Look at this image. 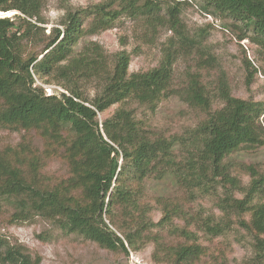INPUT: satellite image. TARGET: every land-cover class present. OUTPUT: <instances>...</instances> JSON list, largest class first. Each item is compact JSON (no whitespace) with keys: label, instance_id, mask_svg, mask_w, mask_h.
I'll return each mask as SVG.
<instances>
[{"label":"trees","instance_id":"trees-1","mask_svg":"<svg viewBox=\"0 0 264 264\" xmlns=\"http://www.w3.org/2000/svg\"><path fill=\"white\" fill-rule=\"evenodd\" d=\"M180 2L106 0L68 7L61 26L53 28L38 53L27 52L24 41L44 29L39 25L44 23L43 1L0 0V11L21 13L0 17V126L26 132L19 144L0 151V216L11 212V222L42 216L67 233L128 253L139 241H152L155 227L166 229L184 214L183 201L200 194L214 196L223 221L195 216L192 222L215 237L228 229L224 219L238 217L254 235L257 259L264 264V172L241 163L239 169L250 177L244 187L233 174L231 160L243 148L264 144L263 103L234 96L224 76L219 79L220 108L212 107L198 74L184 89L173 86L174 65L181 56L196 55L200 68L212 65L205 34L188 29L180 17ZM202 6L211 14L241 20L264 36V0H204ZM123 16H143L150 29L167 26L173 32L158 66L130 72L133 53L122 49L111 60L99 42L84 41L114 27ZM37 80L67 92L48 95L41 85L35 86ZM89 81L97 82L93 97L82 90ZM176 94L205 114L182 133H152L129 106L134 102L154 110ZM117 104L112 115L99 118ZM33 131L42 147L27 137ZM52 158L65 161L67 177L46 172ZM154 180L169 183L172 190L158 196L162 210L158 222L148 216L145 201L148 182ZM180 231L185 240L170 247L161 243L160 254L174 258L176 264H193L204 252L202 244L194 231ZM40 261L39 255L33 257L0 234V264Z\"/></svg>","mask_w":264,"mask_h":264},{"label":"rangeland","instance_id":"rangeland-1","mask_svg":"<svg viewBox=\"0 0 264 264\" xmlns=\"http://www.w3.org/2000/svg\"><path fill=\"white\" fill-rule=\"evenodd\" d=\"M42 1L44 23L39 25L44 29L39 30L31 41H24L27 52H42L53 28L61 26L60 22L68 7H87L106 0ZM166 1L173 4V0ZM180 1V17L188 29L205 34L207 51L212 54V65L209 69L200 68L196 55L181 56L174 65L173 86L184 89L192 75L198 74L212 97V107L220 108L223 101L218 96V87L220 77L224 76L234 96L260 101L264 107V36L253 28H248L243 21L227 14L209 13L202 6L204 0ZM15 14L21 13L13 10L9 17H14ZM162 14L165 16L164 11ZM172 35L173 32L167 26H159L157 30L150 29L143 16H123L117 20L114 27L87 36L84 41L88 39L99 42L111 60L114 53L122 49L133 53L129 71L138 72L160 64L164 45ZM96 83L89 81L82 84V90L93 97ZM37 85L44 89L46 86L55 87L53 92L58 90V94L67 92L60 85L43 84L40 80L35 82V86ZM129 106L134 109L138 118L146 120L148 128L155 134L182 133L187 128L195 127L205 118L204 112L189 106L179 94L161 100L154 110L134 102ZM117 107L118 104L112 106L100 114L99 118L102 120L109 117ZM261 119L264 121V115ZM25 135L23 130L0 126V151L7 145L16 146ZM27 137L34 145L42 147V139L34 131ZM231 160H234L233 174L239 176L242 185L246 187L250 177L246 171L240 170L239 166L241 163L252 164L264 172V144L243 148L232 154ZM45 170L49 175L60 179L67 177L69 172L67 164L60 158L48 161ZM163 184L155 180L149 181L145 192V201L147 200L149 207L148 216L154 222H158L162 217L161 206L157 203L158 196L172 192L169 183ZM237 196L241 197L242 194ZM216 201L214 196L202 194L189 202L183 201L186 210L184 214L173 218L166 229L155 227L154 232L157 234L152 241H139L136 249L128 248V253L123 250L111 251L83 236L67 233L42 216H35L26 222H11V212H7L0 216V234L12 243L22 245L33 257L39 255L40 264H176L174 258L160 254L159 249L161 243L164 247H170L184 241L180 230L187 228L196 233L197 241L202 244L204 251L193 264H259L254 235L239 224L238 217L224 219V222H228V229L224 234L215 237L206 234L196 220L192 222L190 218L195 216L203 219L213 217L217 222L223 221L224 215L217 207ZM245 217L248 219L249 215L245 214Z\"/></svg>","mask_w":264,"mask_h":264},{"label":"built area","instance_id":"built-area-1","mask_svg":"<svg viewBox=\"0 0 264 264\" xmlns=\"http://www.w3.org/2000/svg\"><path fill=\"white\" fill-rule=\"evenodd\" d=\"M55 87H52V86H46V93L48 94V95H52V94H55L56 93V90L53 92V89H54Z\"/></svg>","mask_w":264,"mask_h":264},{"label":"bare ground","instance_id":"bare-ground-1","mask_svg":"<svg viewBox=\"0 0 264 264\" xmlns=\"http://www.w3.org/2000/svg\"><path fill=\"white\" fill-rule=\"evenodd\" d=\"M11 14H13V10L8 11L7 13L0 11L1 16H10Z\"/></svg>","mask_w":264,"mask_h":264},{"label":"water","instance_id":"water-1","mask_svg":"<svg viewBox=\"0 0 264 264\" xmlns=\"http://www.w3.org/2000/svg\"><path fill=\"white\" fill-rule=\"evenodd\" d=\"M2 12H5V13H7L8 11H2Z\"/></svg>","mask_w":264,"mask_h":264}]
</instances>
